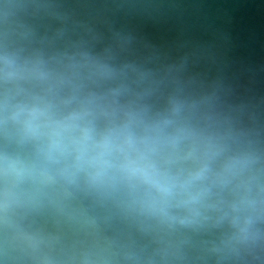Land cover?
I'll use <instances>...</instances> for the list:
<instances>
[{
    "label": "clouds",
    "instance_id": "obj_1",
    "mask_svg": "<svg viewBox=\"0 0 264 264\" xmlns=\"http://www.w3.org/2000/svg\"><path fill=\"white\" fill-rule=\"evenodd\" d=\"M0 264H264V0H0Z\"/></svg>",
    "mask_w": 264,
    "mask_h": 264
}]
</instances>
